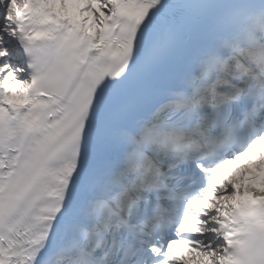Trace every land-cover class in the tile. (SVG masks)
I'll use <instances>...</instances> for the list:
<instances>
[{"label": "snow or ice", "instance_id": "1", "mask_svg": "<svg viewBox=\"0 0 264 264\" xmlns=\"http://www.w3.org/2000/svg\"><path fill=\"white\" fill-rule=\"evenodd\" d=\"M0 264H264V0H0Z\"/></svg>", "mask_w": 264, "mask_h": 264}, {"label": "bare ground", "instance_id": "2", "mask_svg": "<svg viewBox=\"0 0 264 264\" xmlns=\"http://www.w3.org/2000/svg\"><path fill=\"white\" fill-rule=\"evenodd\" d=\"M247 199H249V198H245V201H247Z\"/></svg>", "mask_w": 264, "mask_h": 264}]
</instances>
